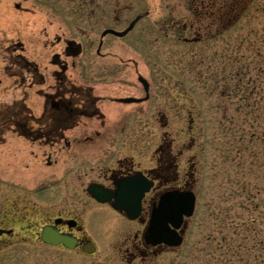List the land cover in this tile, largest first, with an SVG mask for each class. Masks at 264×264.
Segmentation results:
<instances>
[{"label":"rangeland","instance_id":"obj_1","mask_svg":"<svg viewBox=\"0 0 264 264\" xmlns=\"http://www.w3.org/2000/svg\"><path fill=\"white\" fill-rule=\"evenodd\" d=\"M147 12L124 38H102L103 31L121 32L136 16ZM210 13L215 16L214 22ZM183 23L188 26L178 31ZM226 26L228 29L221 31ZM214 32L219 34L215 36ZM197 33L213 39L204 37L195 46L180 43L183 38H195ZM255 34L264 37V0H0V121L18 114L9 124H26L22 106L32 108L36 116L40 114L42 98L27 89L30 70L19 58L35 63L39 73L48 77L49 72L57 70L51 64L53 55L61 53L62 59L71 61L64 57V39L81 45L82 55L75 62L81 67L91 65L85 77L112 68L113 75L101 76H127L130 82L122 84L128 87L124 94L140 98L144 94L137 78L145 79L150 98L147 103L124 107L130 113L128 131L122 139L126 144L115 157H133L140 168L149 170L156 158L166 156L170 146L167 164L177 167L178 176L193 167L197 197L195 213L181 229L182 245L157 247L146 254L150 253V264H208L218 238L215 213L229 206L238 211L237 203L242 198L238 187L243 176L234 167L239 160L234 146L239 147L240 113L230 95H221L225 83L222 69L229 66L236 70L240 64L253 70V53L247 44ZM174 36H180V42ZM195 60L202 63H197L192 72L190 64ZM78 69H70L68 75L80 76ZM196 72L204 77L194 76ZM21 78L26 79L25 84L20 83ZM105 84L106 88L118 86ZM241 125L247 129L249 122ZM12 126L0 128V227L13 228L18 244L25 247L39 231L45 215L55 216L64 206L67 210L74 205L81 207L85 216L86 211L94 209L97 213L90 221V235L100 240V225L113 240L108 248L101 244L99 255L90 259L121 264L124 247L119 243L120 231L128 233L142 226L125 222L86 195L68 197L76 191L84 192L96 181V169L91 170L95 168L94 159L95 164L97 159H107V143L121 141L119 135L101 134L93 139V145L79 146L71 154L33 142ZM80 136L83 141L85 134ZM169 177L172 181L175 175ZM226 188L233 191V196L226 193ZM62 191L64 195L57 194ZM144 208L143 225L150 210L147 202ZM85 216H81L84 224L89 221Z\"/></svg>","mask_w":264,"mask_h":264},{"label":"flooded vegetation","instance_id":"obj_2","mask_svg":"<svg viewBox=\"0 0 264 264\" xmlns=\"http://www.w3.org/2000/svg\"><path fill=\"white\" fill-rule=\"evenodd\" d=\"M58 42H60V39H58ZM63 43L66 45L64 57L71 61L69 63L62 59L61 53L53 55L51 64L57 70L49 72L48 77L39 73L35 63L19 58V60L24 62L25 67H28L31 74L27 84H25V78H21L20 83L25 84L29 91H33L37 96L41 97L42 103L38 116L34 114L32 108L22 106V109L26 112L27 123L24 125L16 123L13 124L12 128L17 129V132L33 142H42L48 149H57L58 147L63 151H71V154H74L73 151L79 148V146L85 147V145H93V139L95 137L98 139L101 134H118L121 141L117 139L116 141L107 143L109 147L106 149L110 150L108 152V158L97 159L96 164V160L94 159V164L91 163L95 165V168H91V170L93 172L96 169L95 175L97 179L89 184L99 185L109 192L114 193L118 188V184L126 179L138 177L143 178L141 180H145L144 182L151 183V188L144 194L141 201L140 215L138 218L135 220L128 219L123 212L116 211L112 208V202L105 204L98 203L87 193V186L89 184L86 186L84 192L76 191V193L68 197H77L78 194L86 195L92 202L106 207V210L112 211L114 214H118L125 222L141 225L142 229H137L136 231L132 230V232L128 231V233L120 231L119 236L121 239L118 241L124 247L123 252L122 250L120 251V263L150 264L151 262L148 258L150 253L148 255L146 251L157 247H164L161 245H147L144 241V234L148 225L150 212L153 206L158 203L159 198L166 192L178 190L194 193V169L193 167L187 168L184 174L178 176L177 167L173 168L170 166V163L167 164L169 154L171 155L170 146L167 147L166 156L164 158L162 157V159L160 157L156 158V161L153 163V168L149 170L140 168V164L135 163L133 157H115L121 153L116 154V151L119 148L123 150V146L126 144L122 139L128 131L127 123L130 113L124 107L147 103L150 98L149 84L146 81L148 84V91L146 93L142 84L139 83L138 77L137 82L144 96L142 98L136 96L128 97L124 94L128 87H123L122 85L129 84L130 79L127 76L109 79L101 76L107 74L110 76L115 72L112 68L102 67V71L93 73L95 77H85V70L91 65L81 67V64L78 65L75 62L82 55L81 45L75 43L74 40L68 39H64ZM98 46L100 49L102 46L101 40ZM99 49L96 51L97 55H99ZM78 51L79 53L76 54ZM120 64L123 65L122 63ZM70 69H78L80 76H69L68 72ZM105 69L107 70L105 71ZM98 74L100 76H97ZM107 82L118 84V86L106 88L105 83ZM146 96L147 98H145ZM126 99H136L141 100V102L127 104L124 102ZM134 113L139 117L144 116V113L141 112ZM66 134H70V136ZM82 134H85L83 141L80 139V135ZM74 135L78 136L72 137ZM171 174L175 175L172 181L169 180L171 179L169 177ZM59 193L64 195L63 191L57 192V194ZM145 202L148 203L150 210L147 220L143 225ZM72 207L74 208L72 210H67L65 206L61 207L62 211L55 216L45 215L39 231L36 232L35 237L25 247L22 244H18L13 228L0 227V264H105L102 261L98 262L90 258H95L99 255L98 252L101 249V244L107 245V248L110 245L112 246V235L109 236L106 232L107 230H104L99 225L101 239L96 241L90 235V221L97 211L90 209L86 211L85 216V209L82 211L81 207L74 205L70 208ZM82 214L87 218V221L89 220L85 224L81 221ZM100 217H102L101 214ZM43 230H48L51 236L61 240V243L52 245L43 242L41 239ZM87 244L93 245V253L84 251V247Z\"/></svg>","mask_w":264,"mask_h":264},{"label":"trees","instance_id":"obj_3","mask_svg":"<svg viewBox=\"0 0 264 264\" xmlns=\"http://www.w3.org/2000/svg\"><path fill=\"white\" fill-rule=\"evenodd\" d=\"M232 6L230 5L229 9ZM208 16L212 18L211 22H214L215 16L211 13ZM183 24L178 31H183L188 26ZM227 27L221 31L225 32ZM165 33L164 31L163 36L167 38ZM218 34L219 32H216L215 36ZM204 37L197 33L191 40L183 38L180 42V36H174V40L185 46H195L207 38ZM210 37L208 36L207 40L213 39ZM244 40L246 41L243 39L242 42ZM250 42L247 45L253 53L252 71L240 64L236 70L229 66L222 69L225 83L221 95H230V99L235 101V109L240 113V137L236 142L239 147L234 146L239 160L234 167L238 169L241 177L243 176L241 185L237 186L242 198L237 203L238 211H233L229 206L215 213L218 238H215L216 248H211L212 257L207 261L208 264H264V37L255 34ZM240 58L242 59V56ZM197 63L202 61L195 60L194 64H190L191 71L196 70ZM194 76L204 77L198 72ZM231 80L234 81L230 82ZM17 115L0 121V128L7 130L11 127L9 122L16 120ZM14 122L12 123H17ZM246 122H249V127L244 129L240 123ZM239 181L241 180H236ZM226 189V193L233 196V191Z\"/></svg>","mask_w":264,"mask_h":264},{"label":"water","instance_id":"obj_4","mask_svg":"<svg viewBox=\"0 0 264 264\" xmlns=\"http://www.w3.org/2000/svg\"><path fill=\"white\" fill-rule=\"evenodd\" d=\"M139 19L140 17L135 18L122 32L108 29L103 31L101 36L112 35L117 38H122L132 30ZM78 53L79 51L76 54ZM138 80L147 93V82L141 77ZM124 102L130 104L141 102V100L126 99ZM141 179L143 178L135 177L120 182L114 193L109 192L99 185L89 184L87 186V193L98 203L105 204L112 202L111 206L114 210L123 212L130 220H135L140 215V206L144 194L151 188V183L144 182L145 180L143 181ZM195 203L196 197L190 191L173 190L164 193L150 212L148 225L144 234L145 243L151 246L164 245L169 248L180 247L183 238L179 234V230L184 220L193 216ZM41 239L43 242L52 245L61 243V240L52 237L48 230H43ZM84 251L93 253V245L87 244L84 247Z\"/></svg>","mask_w":264,"mask_h":264}]
</instances>
